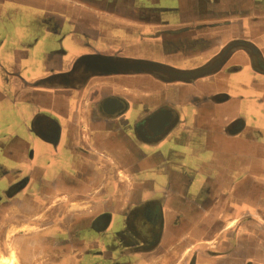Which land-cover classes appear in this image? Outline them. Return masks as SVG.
I'll list each match as a JSON object with an SVG mask.
<instances>
[{
  "label": "crops",
  "instance_id": "crops-1",
  "mask_svg": "<svg viewBox=\"0 0 264 264\" xmlns=\"http://www.w3.org/2000/svg\"><path fill=\"white\" fill-rule=\"evenodd\" d=\"M99 216L106 264H264V0H0V239Z\"/></svg>",
  "mask_w": 264,
  "mask_h": 264
},
{
  "label": "flooded vegetation",
  "instance_id": "flooded-vegetation-1",
  "mask_svg": "<svg viewBox=\"0 0 264 264\" xmlns=\"http://www.w3.org/2000/svg\"><path fill=\"white\" fill-rule=\"evenodd\" d=\"M25 183V181H21L19 183L16 184H12L11 186L8 187L6 193L10 194L11 192L16 191L17 188H20L21 186H23V184ZM4 223V225H3ZM120 223L122 224V221H120ZM117 224L116 226H120L121 224ZM62 224H64L62 222ZM110 224L113 225V227H115L114 222L110 221V219H108V217H103V216H99L97 217L90 225V227L86 230L83 231L84 234H82L79 230H74V227H78V224H76L75 222H66L65 223V227L63 229L62 226V233L59 234V237L57 236L56 238L58 239H54L60 242H64V243H69V245H72L70 248L72 250H74L75 248H77L76 246H73V244H77L80 240H83L84 243H89L91 244V247L88 248V252L86 253V255H93L94 258H96L97 261H90L89 263L86 264H106V259H104V257L102 255H104L105 251H110L111 250V240L108 238L107 234L105 233V230H108L106 227H108ZM127 225L130 226H135L136 223L135 221H132L130 223H127ZM0 227L4 226V228L6 227V225H8L7 222L5 221H0ZM3 229V227H2ZM8 229V227L6 228ZM4 234L8 235V232L5 231ZM21 235V234H20ZM7 238V237H6ZM5 237L0 239V249L2 247V243L4 244H8V247L11 249V246L13 247L16 246V241H10V239L8 238V241H5L6 239ZM74 240H76L75 242H73ZM21 250V249H20ZM123 250V249H122ZM22 252V251H21ZM24 254V253H23ZM25 258L26 255L24 254ZM106 260V261H105ZM29 262V264H32V262L30 260L26 261V264ZM72 258L70 257L68 259V263L72 264ZM50 263H53V261L50 260ZM74 264V263H73Z\"/></svg>",
  "mask_w": 264,
  "mask_h": 264
},
{
  "label": "water",
  "instance_id": "water-1",
  "mask_svg": "<svg viewBox=\"0 0 264 264\" xmlns=\"http://www.w3.org/2000/svg\"><path fill=\"white\" fill-rule=\"evenodd\" d=\"M128 66L135 68V69H138V70H140V69L156 70V71L163 70V71H166L172 75L178 76L180 78H189V77H193V76H198V75H201V74L206 72L205 69H204V71L200 70V71H194L191 73L168 71V70H164L163 67H161L157 64L143 63V62L130 63Z\"/></svg>",
  "mask_w": 264,
  "mask_h": 264
},
{
  "label": "bare ground",
  "instance_id": "bare-ground-1",
  "mask_svg": "<svg viewBox=\"0 0 264 264\" xmlns=\"http://www.w3.org/2000/svg\"><path fill=\"white\" fill-rule=\"evenodd\" d=\"M26 259H27V256H26ZM1 261H7L8 264H26V260H25V256L23 252H21L19 247L14 246V245L13 247L11 246V252L9 255H6L5 253L2 254ZM27 264H29V262Z\"/></svg>",
  "mask_w": 264,
  "mask_h": 264
},
{
  "label": "rangeland",
  "instance_id": "rangeland-1",
  "mask_svg": "<svg viewBox=\"0 0 264 264\" xmlns=\"http://www.w3.org/2000/svg\"><path fill=\"white\" fill-rule=\"evenodd\" d=\"M141 208V207H140ZM3 225H4V223H3ZM8 226H6L5 228H7ZM22 227H24V224H22ZM19 232H17V233H19V234H21V235H23V234H25V231L22 229V230H18ZM5 241H7V242H9L8 241V238H6L5 239ZM1 251H0V264H8V262L7 261H1V258H2V254L3 253H5L6 255H9L10 254V252H11V249L8 247V244H4L3 245V243H2V247H1V249H0ZM39 262V261H38Z\"/></svg>",
  "mask_w": 264,
  "mask_h": 264
}]
</instances>
